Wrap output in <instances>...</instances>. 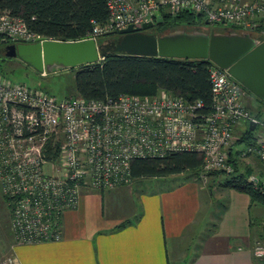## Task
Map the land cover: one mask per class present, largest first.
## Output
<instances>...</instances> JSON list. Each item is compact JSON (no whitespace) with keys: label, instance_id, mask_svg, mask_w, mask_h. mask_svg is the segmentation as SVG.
<instances>
[{"label":"built area","instance_id":"2783aa9c","mask_svg":"<svg viewBox=\"0 0 264 264\" xmlns=\"http://www.w3.org/2000/svg\"><path fill=\"white\" fill-rule=\"evenodd\" d=\"M108 18L94 22L83 38H99L129 25L140 27L162 12L202 14L209 25L226 24L258 31L264 39V2L252 0H106ZM0 34L13 42H33L22 18L0 13ZM211 110L199 100L162 91L157 95L122 93L106 99L58 97L0 75V191L10 213L14 244L56 242L63 237V216L77 207L83 188L106 189L132 181L136 158L196 152L203 158L201 178L231 174L229 153L235 130L255 124L256 142L241 153L264 167V114L244 102L245 87L212 62ZM48 168V170L46 169ZM259 174L249 179L260 183ZM264 258V240L252 246ZM0 264H19L13 252Z\"/></svg>","mask_w":264,"mask_h":264},{"label":"crops","instance_id":"0c3cea01","mask_svg":"<svg viewBox=\"0 0 264 264\" xmlns=\"http://www.w3.org/2000/svg\"><path fill=\"white\" fill-rule=\"evenodd\" d=\"M257 102L250 108L262 116L264 103ZM167 177H148L154 183L149 188L139 178L113 188H83L77 207L63 216L61 240L14 244L8 226V252L0 254L12 251L19 264H264L252 252L264 236L263 206L236 188L217 192L223 189L217 186L225 203L213 216L210 187L186 178L162 183ZM211 219L210 227L204 221Z\"/></svg>","mask_w":264,"mask_h":264},{"label":"trees","instance_id":"16d2710c","mask_svg":"<svg viewBox=\"0 0 264 264\" xmlns=\"http://www.w3.org/2000/svg\"><path fill=\"white\" fill-rule=\"evenodd\" d=\"M106 0H0V13L7 11L16 18H22L29 30L42 38L63 41H74L85 37L93 28L94 22L103 23L108 18ZM163 22L149 29L148 32L162 34L172 29L186 28L210 30L211 25H205L202 14L183 10L175 16L162 12ZM219 24V23H218ZM220 32L239 31L236 26L224 24ZM252 35L258 31L251 32ZM120 36L117 33H106L96 40L105 43ZM12 42L6 35L0 34V47ZM12 58H5L0 54V62H9ZM209 59L168 58L161 56L129 55L107 53L104 58L95 64H87L72 69L76 90L70 94L80 95L87 99H106L119 94L157 95L162 91L175 96L183 97L187 101L199 100L203 103V111L211 110L212 95ZM2 76L7 77L1 72ZM246 89V88H245ZM247 94L253 95L247 89ZM68 94V95H70ZM67 95V96H68ZM65 97V96H64ZM245 102V100H244ZM257 116L259 113H255ZM261 117V116H259ZM234 146L229 153V162L234 171L231 174L211 172L209 175L219 177L218 186L233 188L247 193L252 204L264 207V167L258 159L263 172L259 174L260 183L249 179L255 164H251L252 156L243 159L244 149L238 146L253 145L256 142V130L250 125L240 127ZM256 157V156H255ZM203 158L196 152H175L165 157L136 158L130 165L132 179L142 177H166L186 174V179L197 181L200 178ZM247 162V163H246ZM223 204V203H221ZM224 206V204H223ZM264 221V220H263ZM264 230V224H263ZM264 240V236L261 237Z\"/></svg>","mask_w":264,"mask_h":264},{"label":"water","instance_id":"95a60500","mask_svg":"<svg viewBox=\"0 0 264 264\" xmlns=\"http://www.w3.org/2000/svg\"><path fill=\"white\" fill-rule=\"evenodd\" d=\"M162 22V16L157 15L155 22H145L140 27L129 25L118 31V38L105 43L93 38L68 42L45 37L33 42L5 43L3 40L5 46L0 47V54L18 58L36 72L45 74L98 63L107 53L209 59L228 68L250 93L264 100V39L260 35L248 31L220 32L213 27L208 31L177 28L162 34L148 32ZM250 128L254 129L255 124L250 123Z\"/></svg>","mask_w":264,"mask_h":264},{"label":"rangeland","instance_id":"374dc122","mask_svg":"<svg viewBox=\"0 0 264 264\" xmlns=\"http://www.w3.org/2000/svg\"><path fill=\"white\" fill-rule=\"evenodd\" d=\"M204 20H205V18H204ZM212 26L216 30H221L224 27V24H213V25H211V27ZM1 72H3L4 75L7 76V78H9L10 80H12L14 82H25L26 84H28L31 87L41 88L44 91L46 90L47 92H49L51 94H54L56 96L58 95V97L67 96L68 94H70L76 90V84H75V80H74L75 79L74 78V71H70V70H62V71L56 70V72H51V73H47V74L40 73V72H36L30 66H27L26 64H24L18 58H12V60L9 62H0V73ZM0 75H2V74H0ZM70 95H72V94H70ZM247 95L250 96L249 100H246ZM247 95L244 97L245 103L253 109L258 107L259 104L257 102V99L251 94H247ZM239 133L240 132H237L235 135L239 136L240 135ZM237 148L242 150L245 148V145L238 146ZM252 157L255 158V156H252ZM256 159H257V157H256ZM249 160H252V158ZM249 160H247V162H249ZM258 161H256V160L254 161L256 164L254 166V170L252 171L251 175L252 174H260L261 173L260 171L263 172V168H261V166L259 165L260 163H257ZM46 169L48 170V168H46ZM186 174L187 173L168 176L166 178V180H164L165 182L162 181V183L168 184L173 180L185 178ZM147 179H148V177L145 179L139 178L137 183L141 186H144L143 188H149L150 186H154V183L152 181L147 180ZM216 179L219 180V177H214L213 175H209V177H207V179L200 177L197 180V182H199L201 185L206 186V187H210V191H212V193H213L212 197L214 200H213V203H210V205L212 207V211H213V216H216L217 213L222 212L220 210L223 207V204L225 203L224 198H223L225 194L224 193L219 194L217 192H219L218 190H224L226 188H223V189L217 188V186L219 184H218V181H215ZM215 187L217 188V190H216L217 192L215 191ZM218 196H220V197H218ZM108 198L109 197H107V195H106V206L110 202ZM221 203H223V204H221ZM204 211H203L202 216H204L206 213V211H205V213H204ZM211 220L212 221H210L209 223L207 221H204V222H205V224H209L207 226L211 227L210 224L215 222V221H213V219H211ZM8 226H9V209L6 208L3 197L0 195V250L1 251L6 249V242H7V237L9 234L8 233V231H9ZM203 232L204 233L202 236L205 237L208 234L209 229L206 228ZM6 251L8 252V247H7ZM5 253L6 252L3 251L2 255H4ZM2 255L0 254L1 257H2Z\"/></svg>","mask_w":264,"mask_h":264},{"label":"bare ground","instance_id":"6f19581e","mask_svg":"<svg viewBox=\"0 0 264 264\" xmlns=\"http://www.w3.org/2000/svg\"><path fill=\"white\" fill-rule=\"evenodd\" d=\"M94 40H96V39H94ZM46 91V90H45ZM47 92V91H46ZM49 93V92H48ZM51 94V93H50ZM54 95V94H53ZM72 95H74V94H72ZM56 96V95H55ZM58 96V95H57ZM69 96V95H68Z\"/></svg>","mask_w":264,"mask_h":264}]
</instances>
